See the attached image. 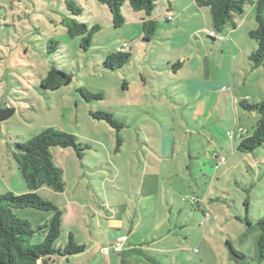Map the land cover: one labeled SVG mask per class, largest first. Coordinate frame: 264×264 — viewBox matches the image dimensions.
<instances>
[{"label": "rangeland", "instance_id": "374dc122", "mask_svg": "<svg viewBox=\"0 0 264 264\" xmlns=\"http://www.w3.org/2000/svg\"><path fill=\"white\" fill-rule=\"evenodd\" d=\"M66 1L81 13L72 16ZM255 2L244 4L237 18L242 24L235 37L243 52L256 48L248 38L256 28ZM169 5V0H157L148 18L125 2L124 23L115 28L107 6L98 0H0V106L14 109L0 123V194L27 193L11 156L16 144L55 128L93 145L82 159L71 148L50 151L63 171L65 190L57 194L42 187L36 193L62 212L57 245L75 229L86 246L68 261L54 257L49 264H264L255 258V221L264 216V148L248 154L237 150L240 135L253 134L259 115L246 113L235 101L246 95L261 101L263 68L250 72L237 47L216 34L209 37L211 28L208 35L199 30L197 20L191 21L195 11L178 15ZM67 17L88 29L98 27L86 50L81 37L66 34L62 21ZM148 19L155 20L156 31L145 42L142 24ZM52 41L55 52L48 49ZM124 43L128 63L105 69V57ZM52 66L70 74L72 82L54 91L42 89ZM192 80L221 87L195 119L196 104L209 97L191 90ZM81 89L103 98L87 103ZM90 110L110 112L123 124L119 147L115 129L94 120ZM214 155L225 157L223 168L215 167ZM16 215L34 229L50 218L33 209ZM114 218L124 219L123 229L116 231L119 240L133 230L130 239L142 241V253L112 246L103 252V233L115 234L106 222ZM39 242L36 233L32 244Z\"/></svg>", "mask_w": 264, "mask_h": 264}, {"label": "trees", "instance_id": "16d2710c", "mask_svg": "<svg viewBox=\"0 0 264 264\" xmlns=\"http://www.w3.org/2000/svg\"><path fill=\"white\" fill-rule=\"evenodd\" d=\"M156 1L98 0L99 3L107 6L115 28L121 27L124 23L121 7L125 2L133 11L143 12L150 18ZM248 2L249 0H194L197 7L209 9L212 26L216 33H220L226 25L232 24L235 19L241 17L244 13V4ZM66 6L72 16L81 13V10L71 1H66ZM254 19L256 28L248 33V38L255 42L256 48L249 55L248 63L251 70L261 67L264 71V0H256ZM62 23L69 38L81 37V47L85 50L91 44L92 34L98 30L97 26L88 29L85 24L79 23L73 17L64 18ZM142 26L145 34L144 41H151L156 31L155 20L148 19ZM51 44L52 47L48 49L55 52L56 41H52ZM130 56L126 51L114 52L105 57L103 67L111 71L118 70L128 63ZM177 65L181 67V63ZM71 82L70 74L52 66L40 86L42 89L54 91L68 86ZM79 93L87 103L103 98L101 93H91L85 89H81ZM239 107L246 113L259 115L253 134L244 137L237 146L240 153H253L259 148H264V98L258 102L241 99ZM13 115V108L0 106V123L7 121ZM90 116L94 120L107 122L115 129L119 147L122 141L119 132L123 124L105 110H90ZM52 148H71L77 157L82 159L84 152L92 149L93 145L88 142L80 143L73 134L55 128H47L33 138L15 145L11 156L25 183L27 193L21 196L11 192L0 194V264H49L54 257L69 259L85 251V245L79 243L72 232L63 245H57L63 223L62 212L53 202L40 198L36 193L42 187H48L57 194L65 190L63 171L53 160L50 152ZM25 209L47 212L50 218L34 229L27 219H21L16 215L17 211ZM246 222L248 228L253 227L249 220ZM255 225L259 229L255 258L260 262L264 259V216L256 220ZM36 233L40 235V242L32 244V238ZM226 245L231 256L237 258L238 253L232 248L230 242ZM241 256L245 258L244 255Z\"/></svg>", "mask_w": 264, "mask_h": 264}, {"label": "crops", "instance_id": "0c3cea01", "mask_svg": "<svg viewBox=\"0 0 264 264\" xmlns=\"http://www.w3.org/2000/svg\"><path fill=\"white\" fill-rule=\"evenodd\" d=\"M183 1H182L183 4L180 5L178 3V1H176V0H169L170 9L173 10V11H177L178 15L185 14V12L187 10L192 9L193 11L196 12V14L195 15H192L193 18L191 19V21L192 20H197V27L199 28V30H201V31H204L205 30V33H206L207 32L206 30H209L211 28L212 31H210V33H214V34L218 35L220 38H223V40H225V43H227L228 45H231L232 48L233 47H237V49L239 50V52L240 53L241 52L244 53V56L248 59L249 55L253 52L254 47L253 46L251 47L252 48V51L250 53H249V50L248 49L247 50H244V52H243L242 48L240 47V43L237 41V37H235L236 32L238 30H240V28H241L242 21L240 23V22H237V20H239V19H235V21L232 24H230L231 29H227L225 27V28H223V30L220 33H216L214 31V29H213V26H212L211 15H210V11H209L208 8L205 9L206 7H202V8L197 7L195 5V3H194V0H183ZM198 20H199V22H198ZM206 34L208 35V33H206ZM208 36L211 37L210 35H208ZM249 67H250V65H249ZM256 70H258V68L255 69V71ZM253 71L254 70H251V67H250V72H253ZM232 80H233V78L231 77V84L234 83V82H232ZM245 81H247V78H246ZM189 85H190V89L193 90L194 92H198L199 93L200 91H202L203 94L206 95V97H209L210 98V99L209 98H206L204 101L201 102V104H199V103L196 104V106H195L196 108L194 109L195 112L193 113V117L195 119V118H197L198 112L200 111V106L201 105L203 106L202 107V110L206 109L205 108L206 104L212 102L211 100H213V98L216 95L215 94V91L216 90L220 91L221 90V87L220 86H217L216 87L215 86V83H212V82L197 81V80L190 81ZM204 91H206V92H204ZM261 93H260V97L262 99V98H264V90ZM233 97L235 99V95H233ZM243 97H249L248 99H250L252 101H255L252 97H250L248 95L243 96ZM240 100H236L235 99V101H238L237 102L238 107H239V101ZM211 106H213L212 103H211ZM240 136H241V139H243L245 137L243 135H240ZM234 142H235V145H236L237 142H236V137L235 136H233L232 144H234ZM235 145H234V148H235ZM214 158L215 159H218L219 158V155H214ZM62 224H64V219H63V223ZM106 225L110 229L114 230L115 231L114 232L115 234H113V236L110 237V236L106 235L105 233H103L102 237L103 238H106V240L104 241V247H103L104 248V251H103L104 253H106V252L108 253L109 250L107 248L109 246L114 247V244L115 243H118V241L119 242H123V247H122V250H121L122 253H126L127 251L130 252V253H142V250H140V248L142 247V243H141L142 241H138V240H135V239L134 240L133 239H130V237L133 234L132 233L133 230H130V232H129L130 233V236L129 237L122 236L123 239H120L119 240L120 237L117 236V234H116L117 232L116 231L123 229V227H124V219H118V218L110 219V220H107ZM73 231H71V232L74 234V236L76 237V239L78 240V242L81 243V244H84L86 246V244L83 241H81L80 238L77 237L75 235V232H73ZM96 239H98V238H96ZM94 244L97 245V247L100 246V243L99 242L98 243H94ZM126 245H127V249H126V251H124ZM146 246H148V245L146 244ZM105 249H106V251H105ZM154 251H156V250H154ZM62 259H65V258H62ZM66 260L68 261V259H66Z\"/></svg>", "mask_w": 264, "mask_h": 264}, {"label": "built area", "instance_id": "2783aa9c", "mask_svg": "<svg viewBox=\"0 0 264 264\" xmlns=\"http://www.w3.org/2000/svg\"><path fill=\"white\" fill-rule=\"evenodd\" d=\"M209 35L212 37V36H214V33H209ZM127 47H128V45L126 43H124L122 46L118 47L115 52L123 53V52L126 51ZM225 163H226L225 157H219L217 159V163H216L215 167L217 169H220V168H222L225 165ZM114 248H115L116 251H121L122 250L121 242L115 243L114 244Z\"/></svg>", "mask_w": 264, "mask_h": 264}]
</instances>
